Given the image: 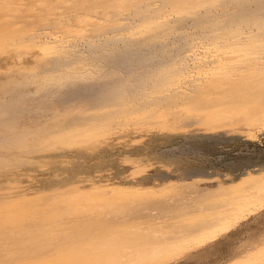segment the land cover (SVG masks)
Returning <instances> with one entry per match:
<instances>
[{
  "label": "rangeland",
  "instance_id": "obj_1",
  "mask_svg": "<svg viewBox=\"0 0 264 264\" xmlns=\"http://www.w3.org/2000/svg\"><path fill=\"white\" fill-rule=\"evenodd\" d=\"M24 1L9 2L11 7L3 9L13 11L9 17L20 21L16 27L26 28L34 21L33 31L42 28L44 15L51 19L50 15L63 12L65 6L52 4L56 0L49 5L45 0H29L36 1L34 4ZM231 4L258 8L264 0H231ZM17 7L30 12L14 10ZM40 8L46 14L41 16ZM34 10L40 13L39 25L33 20L39 14ZM38 47L0 46V123L14 130L6 141L0 136V221L4 222L0 225L9 227H0V235L6 237L1 253L9 247L18 259L29 257L28 262L33 263L61 246L42 236L15 243L32 230H48L51 235L52 229L64 235L73 232L72 223L88 226L98 218L127 219V212L138 214L135 209L155 214L174 206L205 208L203 204L213 199V191L238 187L248 175L253 183L246 188L264 185V90L236 102L217 104L148 106L136 102L127 104L116 117L118 104L102 107L94 94L82 89L75 96L62 95L64 99L60 94L53 99L41 94L21 95L29 87L20 90L15 86L28 80L26 68L45 63ZM195 50L198 48H185L177 57L198 53ZM186 59L191 63L190 57ZM110 111L109 122L102 120ZM13 134L15 140L10 138ZM141 199L145 201L134 204ZM132 200L134 203H129ZM155 200L160 204L153 206ZM245 212L235 228L213 241L155 264L257 263L264 258V206ZM27 220L31 227H26ZM11 237L13 244L8 243ZM67 239L60 242L65 244Z\"/></svg>",
  "mask_w": 264,
  "mask_h": 264
},
{
  "label": "bare ground",
  "instance_id": "obj_2",
  "mask_svg": "<svg viewBox=\"0 0 264 264\" xmlns=\"http://www.w3.org/2000/svg\"><path fill=\"white\" fill-rule=\"evenodd\" d=\"M12 1L18 4L15 0H0V46H39L45 60L43 65L26 68L28 80L15 86L20 90L29 87L21 95L52 98L60 94L64 99L62 95L75 96L82 89L94 94L102 107L118 104L116 114L136 102L148 106L217 104L225 100L236 102L264 90V5L233 7L231 0H45L64 3V11L59 16L50 15L51 19L44 15L42 22L38 18L46 14L43 2L44 10L37 9L41 16L36 9L37 15L32 14L36 24L41 21L42 28L33 31L34 21L30 20L27 26L25 23L26 28L16 27L20 21L9 17L13 11L3 9L6 5L11 7ZM49 28L53 31L46 30ZM194 47L198 53L177 57L185 48L193 51ZM138 68L141 70L137 72ZM193 68L198 72L194 73ZM111 113H105L102 120L110 118ZM13 132L11 125L0 123L2 141ZM10 138L15 140V135ZM251 181L248 175L238 187L213 191V199L209 203L207 199L203 204L206 207L201 209L174 206L155 214L135 209L138 214L127 212V219L98 218L88 226L72 223L73 232L64 235H60L61 231L53 233L52 229L51 235L46 233L48 230H32L26 237L19 236L15 243L42 236L48 243L57 241L61 247L33 263L28 262L29 257L18 259L5 247L0 252V264H155L171 254L213 241L235 228L245 211L264 206V185L246 188ZM142 201L145 200L134 204ZM155 201L153 206L160 204ZM26 223V227H31L30 220ZM90 226L95 229L89 230ZM2 235L0 245L6 238ZM10 239L8 243L13 244V237ZM65 239L62 244L60 241ZM255 264H264V258Z\"/></svg>",
  "mask_w": 264,
  "mask_h": 264
}]
</instances>
